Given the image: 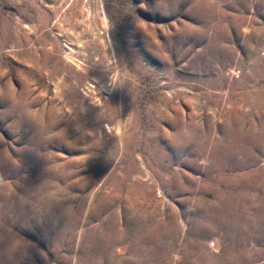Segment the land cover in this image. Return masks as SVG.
Listing matches in <instances>:
<instances>
[{
    "label": "rangeland",
    "instance_id": "1",
    "mask_svg": "<svg viewBox=\"0 0 264 264\" xmlns=\"http://www.w3.org/2000/svg\"><path fill=\"white\" fill-rule=\"evenodd\" d=\"M263 123L264 0H0V264H264Z\"/></svg>",
    "mask_w": 264,
    "mask_h": 264
},
{
    "label": "bare ground",
    "instance_id": "2",
    "mask_svg": "<svg viewBox=\"0 0 264 264\" xmlns=\"http://www.w3.org/2000/svg\"><path fill=\"white\" fill-rule=\"evenodd\" d=\"M262 134H263L262 132H261V134L260 133H257V134H255V136L260 137V135H262ZM258 175H260L259 174V170H255L254 173H253V175L251 177L249 175H246V174H244V175H241V174L236 175V177L234 178V180H235L234 183H236V185H237L236 186V188L238 189L237 191H240V192H248L250 189L253 190V187L255 186V182L257 181V180H255V177L258 176ZM225 192L226 191H223V195L222 196H220L218 194L217 197H216V200H215L216 205L218 207H220V209L222 208L220 205L223 204L224 195H226ZM224 204L226 205V203H224ZM237 204L240 205V202H238ZM241 206L243 207V213L242 214H234L231 217V221L235 225H237L238 223H241L242 221L244 222V224L246 222L247 223L249 222V216H250L249 215V207H250V205H248L245 200H241ZM220 209L219 208H215V211H213V214L209 216V218L212 221H213L212 216H215V218H217V216H219L220 213L224 212V211H221ZM260 213L261 214H259L258 216L260 218L264 217V205L261 206ZM256 217L257 216L254 215L253 220H256V222L258 224H260L259 223L260 221L258 219H256ZM150 232L151 233H149V235L146 236V237H144V238L149 239V240L153 239L155 237V235H156L155 228L154 229H151ZM234 251H235V249L233 247H231V250L228 251V253L224 254L219 259L216 258L217 260L215 259L212 262L210 261L209 263L210 264H239V262L236 263L237 257H236V254L234 253ZM227 255H228L229 258H227ZM190 264H198V263L197 262L196 263L191 262Z\"/></svg>",
    "mask_w": 264,
    "mask_h": 264
}]
</instances>
